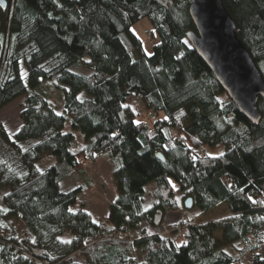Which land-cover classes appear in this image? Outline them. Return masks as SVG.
<instances>
[{
  "label": "trees",
  "instance_id": "obj_1",
  "mask_svg": "<svg viewBox=\"0 0 264 264\" xmlns=\"http://www.w3.org/2000/svg\"><path fill=\"white\" fill-rule=\"evenodd\" d=\"M221 1L264 77V0ZM4 2L0 110L24 104L12 137L0 126V264H264V98L254 124L191 57L189 0ZM143 18L157 38L150 53L132 30ZM44 82L62 93L60 112ZM139 103L150 121L137 119ZM100 156L116 197L95 221L71 210L84 190L71 178L91 187L83 163ZM177 197L228 212L152 230Z\"/></svg>",
  "mask_w": 264,
  "mask_h": 264
},
{
  "label": "water",
  "instance_id": "obj_2",
  "mask_svg": "<svg viewBox=\"0 0 264 264\" xmlns=\"http://www.w3.org/2000/svg\"><path fill=\"white\" fill-rule=\"evenodd\" d=\"M168 6L173 0H153ZM4 6V0H0ZM189 16L195 30L186 34L187 42L214 75L221 88L238 110L252 123L257 124L260 113L258 97L264 98V77L250 52L236 33V26L221 0H189ZM191 198L184 202L191 205ZM161 216L154 215L155 225ZM33 254L42 251L33 248Z\"/></svg>",
  "mask_w": 264,
  "mask_h": 264
},
{
  "label": "rangeland",
  "instance_id": "obj_3",
  "mask_svg": "<svg viewBox=\"0 0 264 264\" xmlns=\"http://www.w3.org/2000/svg\"><path fill=\"white\" fill-rule=\"evenodd\" d=\"M132 30L142 40L145 50L150 53L153 44L157 41V38H152L150 35H147L146 30H151V26L149 25L148 20L146 18H143L140 21L136 22L132 26ZM191 57L195 58L198 61V64L200 65L198 56L196 55L193 49ZM44 89L49 94L51 104L56 108V110H59L60 112L63 103L62 93L54 89L50 84L46 82H44ZM23 104L24 98H20L0 110V126L4 128L9 137H12V135L17 131V129L21 125L19 112ZM136 105V110L139 108V114L137 119H147V109L143 106L142 103ZM147 120L150 121V119ZM75 134L77 136V140L74 143L73 149H78L79 147H81L83 142L78 131H75ZM221 150V148L216 150L206 148L207 153L211 154H219ZM204 151L205 150H203L202 153H204ZM46 162L47 161L43 162L41 165L45 164ZM83 165L92 178V186L90 187V185L87 184V181L85 179H80L76 176L71 178L72 181H75L77 178L78 183L84 188V190L78 194L77 202L74 206L71 207V210L75 211L82 207L90 213V215L95 221H97L100 217H103L107 214L111 202L116 197L114 182L110 175L111 166L107 158L104 156H100L97 159L91 161L87 160L83 163ZM153 185V183H149L146 188L150 190ZM177 202L178 208L175 211L164 212L161 216L160 224L156 227V229L152 228V230L164 233L167 231L170 225L178 223L181 220V217L195 218V221H205L222 217L228 212L227 206L224 203L217 205L216 207L205 213H199L198 208L195 206L191 207L190 205L187 208L183 206V201L178 197ZM144 203L146 207L149 205L148 196L145 197ZM1 207L2 205L0 204V209ZM157 213L160 214L159 212ZM13 228L15 232H18L20 235L25 233L24 226L20 221H15L13 224ZM139 232L140 230L132 231L131 235L135 237L139 234ZM216 236L220 238L221 233L219 232ZM134 255L136 256V258L141 259V255L138 251H136ZM249 260L250 256H247L245 261Z\"/></svg>",
  "mask_w": 264,
  "mask_h": 264
},
{
  "label": "built area",
  "instance_id": "obj_4",
  "mask_svg": "<svg viewBox=\"0 0 264 264\" xmlns=\"http://www.w3.org/2000/svg\"><path fill=\"white\" fill-rule=\"evenodd\" d=\"M146 33L148 34V32L146 31ZM201 153V152H200Z\"/></svg>",
  "mask_w": 264,
  "mask_h": 264
}]
</instances>
